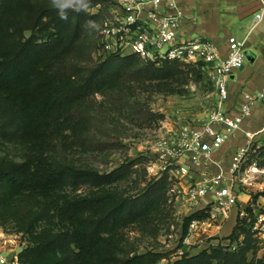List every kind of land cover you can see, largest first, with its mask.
Listing matches in <instances>:
<instances>
[{
  "label": "trees",
  "instance_id": "16d2710c",
  "mask_svg": "<svg viewBox=\"0 0 264 264\" xmlns=\"http://www.w3.org/2000/svg\"><path fill=\"white\" fill-rule=\"evenodd\" d=\"M95 4L90 1L87 12H70L68 21H63L48 0H0V137L30 146L27 159L0 166V216L1 206L11 196L29 194L45 201V209L33 222L53 224L56 218L64 224L45 227L33 245L22 249L19 257L24 264H32L25 255H33L34 264H157L164 257L151 250L135 255L125 252L121 232L157 207L160 193L164 196L167 184L172 185L168 170L156 174V180L151 179L139 193L130 194L113 185L130 174L123 175L122 165L109 172L78 167L54 158L51 147L76 115L73 105L121 74L124 66L113 63L115 58L123 62L138 58L141 62L133 65L135 78L164 80L168 88L194 68L202 72V67L179 60L158 65L136 54H112L97 59L86 74L67 70L68 48L79 39L84 23L99 18L102 24L101 10L91 11ZM74 130L81 134L84 129L76 124ZM259 148L263 151L264 144ZM83 184L89 187L85 193L71 196L66 192L70 185L79 188ZM259 196L255 193L242 208L244 215L239 211L232 232L223 237L227 243L222 239L196 253H183L170 264H264V255L249 256L260 242L261 229H254L261 214L254 205ZM207 216L205 210L195 211L187 224ZM186 234L187 230L182 238Z\"/></svg>",
  "mask_w": 264,
  "mask_h": 264
},
{
  "label": "rangeland",
  "instance_id": "374dc122",
  "mask_svg": "<svg viewBox=\"0 0 264 264\" xmlns=\"http://www.w3.org/2000/svg\"><path fill=\"white\" fill-rule=\"evenodd\" d=\"M48 1L51 4V0ZM90 1L96 2L91 8L93 13L106 11L108 1ZM88 20L95 21L99 28L88 30L84 23L79 39L68 48L69 56L64 64L67 70L81 71L82 74H86L88 67L96 63L97 59H104L103 51L99 49V45L96 47L97 43L99 44L101 21L99 18ZM232 29L230 28L231 31ZM125 62L115 58L113 63L124 66L121 74L113 75L96 94L89 95L85 101L73 105L72 111L78 116V120L76 115L72 117L64 132L59 134V138L52 145L51 155L57 160L67 159L78 167L89 166L101 172H109L122 165L123 175L129 172L130 174L113 185L119 187V190L133 194L139 193L151 179L156 180L154 168L159 171L161 166L156 148L158 141L168 134L166 126L177 114L192 122L206 119L217 102V94L206 74L196 68L173 81L171 89L164 80L136 79L133 65L141 62L138 58ZM151 113L155 115L152 120L149 118L153 115ZM161 114L164 115L162 118L159 116ZM76 124H80L84 129L81 134L74 130ZM230 139L225 153L219 158L214 157L225 166L232 163L230 156L237 154V150L244 143V133L239 132ZM29 147L25 142L8 141L0 137V166L27 159L30 155ZM263 151L256 147L240 162L238 178H246L247 184L244 185L237 179L236 187L238 190L248 188L250 199L255 193H259L260 196L254 204L257 206L255 212L264 214V173L259 171V168L264 167ZM254 162V167L258 169L246 173L245 168ZM175 180L179 182V178L175 177ZM182 182L185 185L184 180ZM88 188L84 184L79 188L70 185L66 192L73 196L87 192ZM163 192L165 190H162ZM159 198L157 207L151 210L146 219L132 223L121 232V247L125 252L132 255L150 250L162 252L164 257L157 264H170L183 253H196L212 244L211 240L216 237L212 234L214 232L202 239L198 230L190 231L187 221L192 212L185 211L182 201L176 200V194L171 196L168 184L165 195L160 193ZM44 206V200L29 194H14L1 206L0 244L5 254H8L10 249L11 253H16L27 245H33V241L40 238V233L47 226L60 228L64 225L56 218L53 219V224L48 220L33 222L37 213L45 209ZM240 207L238 202L232 212L239 213L242 208ZM186 230L187 234L182 238ZM191 236L196 237L195 240ZM223 237L218 239L222 240ZM259 238L255 252H250V259L264 255V225ZM200 239L203 241H199ZM224 243H227V240ZM32 256L25 255L24 258L31 259L34 264ZM26 264H30L29 261Z\"/></svg>",
  "mask_w": 264,
  "mask_h": 264
},
{
  "label": "built area",
  "instance_id": "2783aa9c",
  "mask_svg": "<svg viewBox=\"0 0 264 264\" xmlns=\"http://www.w3.org/2000/svg\"><path fill=\"white\" fill-rule=\"evenodd\" d=\"M185 16L182 0H108L98 45L104 58L112 54H136L158 65L166 60L201 64L214 86L217 102L206 119L192 122L177 114L166 126L168 134L158 141L156 148L161 166L159 171L154 168L153 173L169 171L173 181L171 196L176 194V200L182 201L186 212L205 210L208 213L207 217L194 218L189 223L190 231L198 230L204 239L210 236L208 225L223 224L239 202L236 180L240 162L250 151L264 144V120L257 129L245 127L254 108L264 100V86L244 92L238 112L231 114L226 107L230 99L229 83L233 74L244 66V41L231 35L229 54L222 57L218 44L207 36L182 38ZM261 16L262 13L257 12L256 20ZM241 131L246 140L237 150L238 159L235 157L227 166L215 160L214 151ZM254 165L256 162L244 171L254 172L258 169ZM259 171L264 173V167ZM239 180L247 184L246 178ZM240 213L244 215L245 210L241 208ZM263 225L264 214L261 213L254 229H261V233ZM19 252L20 249L5 254L0 244V264H24Z\"/></svg>",
  "mask_w": 264,
  "mask_h": 264
},
{
  "label": "crops",
  "instance_id": "0c3cea01",
  "mask_svg": "<svg viewBox=\"0 0 264 264\" xmlns=\"http://www.w3.org/2000/svg\"><path fill=\"white\" fill-rule=\"evenodd\" d=\"M182 5L186 14L181 25L182 38L207 36L218 44L222 57L229 54L228 38L231 35L244 41L246 62L231 77L230 99L226 106L231 114H236L244 99V92L256 91L264 86V0H182ZM257 12L262 13L259 20L255 17ZM230 28H233L232 31ZM263 120L264 100L254 108L245 127L248 128L249 124H252V127L256 128L250 126L249 128L257 129ZM230 140L215 150L213 157L219 158L222 153H225ZM244 140H246L245 136ZM235 157L236 154L231 155L230 162H233ZM215 168L212 166V169ZM201 170L205 171L207 167H201ZM244 189L238 190L239 204L242 208L248 204L251 196L248 188L244 187ZM237 215L238 213L232 212L223 224L208 225L209 231L214 232L212 234L216 236L211 240L212 244L218 243L220 236L225 237L232 232ZM191 238L195 240L196 237L191 236Z\"/></svg>",
  "mask_w": 264,
  "mask_h": 264
},
{
  "label": "clouds",
  "instance_id": "9594fccd",
  "mask_svg": "<svg viewBox=\"0 0 264 264\" xmlns=\"http://www.w3.org/2000/svg\"><path fill=\"white\" fill-rule=\"evenodd\" d=\"M51 5L63 21H68L70 12H87L91 6L90 0H51ZM84 27L93 30L98 29L99 25L95 21L88 20Z\"/></svg>",
  "mask_w": 264,
  "mask_h": 264
},
{
  "label": "water",
  "instance_id": "95a60500",
  "mask_svg": "<svg viewBox=\"0 0 264 264\" xmlns=\"http://www.w3.org/2000/svg\"><path fill=\"white\" fill-rule=\"evenodd\" d=\"M22 249H20V251H21Z\"/></svg>",
  "mask_w": 264,
  "mask_h": 264
}]
</instances>
